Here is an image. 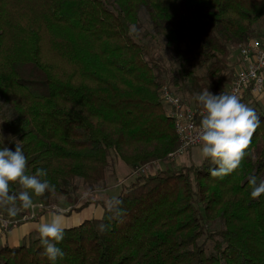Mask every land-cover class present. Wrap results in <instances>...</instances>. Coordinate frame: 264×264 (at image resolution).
I'll return each mask as SVG.
<instances>
[{
  "label": "trees",
  "instance_id": "trees-1",
  "mask_svg": "<svg viewBox=\"0 0 264 264\" xmlns=\"http://www.w3.org/2000/svg\"><path fill=\"white\" fill-rule=\"evenodd\" d=\"M254 39H264V0H0V148L20 141L27 173L46 171V209L59 197L69 214L103 209L65 229L56 264H264V194L251 198L248 184L264 179L260 106L248 105L260 124L231 174L211 177L215 165L199 158L76 208L83 188L106 181L112 156L130 169L169 162L180 142L163 87L202 111L194 96L227 93L234 54ZM43 251L39 237L5 244L0 264H52Z\"/></svg>",
  "mask_w": 264,
  "mask_h": 264
},
{
  "label": "clouds",
  "instance_id": "clouds-1",
  "mask_svg": "<svg viewBox=\"0 0 264 264\" xmlns=\"http://www.w3.org/2000/svg\"><path fill=\"white\" fill-rule=\"evenodd\" d=\"M135 26L130 27V34L135 32ZM203 109L202 119L198 128L199 154L203 160L215 165L209 168L211 177L223 178L241 166L246 156L252 137L259 127L260 120L255 110L241 102L235 94L221 92L212 94L208 89L194 96ZM27 157L16 141L15 150L4 146L0 148V205L6 206L9 216H16L21 209L29 210L40 207L33 201L35 196L45 192H54L55 186L47 179L46 171L37 169L35 174L27 173ZM18 183L21 190L18 193L10 191V184ZM251 198H259L264 194V179L256 176L248 178ZM87 197L88 193L84 194ZM117 202H111L116 207ZM117 212V215H120ZM50 220L37 225L38 237L46 256L52 264L64 253L56 245L63 241L65 233L63 209L56 208L50 213ZM108 226L101 223L98 230L104 233Z\"/></svg>",
  "mask_w": 264,
  "mask_h": 264
},
{
  "label": "built area",
  "instance_id": "built-area-1",
  "mask_svg": "<svg viewBox=\"0 0 264 264\" xmlns=\"http://www.w3.org/2000/svg\"><path fill=\"white\" fill-rule=\"evenodd\" d=\"M239 54L241 57L240 70L229 85L227 93L237 95L242 101L248 91L254 97L264 93V39L251 40L248 45L240 48ZM160 98L167 108L169 116L174 121L176 135L180 142L179 148L171 153L169 157L172 160H180L190 150L200 147L197 137L200 119L202 118L201 111L187 106L182 98L168 86L163 87ZM158 166L156 163L146 164L141 168H137L136 175H151L147 173L154 170V167L158 168ZM36 209L46 210L42 205ZM36 209H31L32 215L30 217L19 216L16 219L5 217L0 213V236L6 235L11 228L20 223L33 220L36 216Z\"/></svg>",
  "mask_w": 264,
  "mask_h": 264
},
{
  "label": "rangeland",
  "instance_id": "rangeland-1",
  "mask_svg": "<svg viewBox=\"0 0 264 264\" xmlns=\"http://www.w3.org/2000/svg\"><path fill=\"white\" fill-rule=\"evenodd\" d=\"M158 51L160 52V54L164 55L165 57H168V52L163 48V46H158ZM235 56L240 58L239 57L240 56L239 51L235 52L234 57ZM239 70H240V67L238 66L236 69V73H238ZM262 95H264V93ZM259 96H261V95H259ZM256 97H258V96H256ZM187 99H189V98L188 97L182 98L183 102L187 106L194 107L192 99L191 100H187ZM247 105H256V106H260L261 109H264V102H262V103L257 102L253 96L248 101ZM199 158H201L200 154H199V148L192 149L189 151V153L185 157H183L180 160H172L169 157V162H167V163L157 162V161L153 162V163L158 164L159 166H158V168L154 167V170H152L151 172H149L147 174H153V173L155 174L159 170L163 171L168 167L178 169L181 166H183L184 164H187L191 161H196ZM144 165H146V164H144ZM144 165H137L133 169H130L122 160H120L119 158H117L115 156H112V162H111L110 168L108 169L106 181L103 184H101V186L99 187V190L95 193L88 192L85 188H83V191L80 193V195H77V197H78L77 202L78 203L76 205L80 207L81 206L80 204L83 205V204H86V202L91 203V202L97 201V200L108 201L110 198L117 197L120 193H122L124 190H126V188L130 185L131 182H133L135 179L143 176V175H136V170H137V168H141ZM153 166H155V165H153ZM20 190H21V188H20ZM85 193H88L87 197H85V195H84ZM38 200H39L38 196H35L33 194L34 203H37L38 205H40V202ZM57 200H56L57 202L54 203L56 206H52L49 209H46L47 212L45 213L43 219L40 220V223H43V222L50 220V218H51L50 213L52 211H54L56 208H60L63 210H65V209L69 210L70 209V204L68 203L67 199H65L63 197H59ZM30 210L31 209H29V210L21 209L18 212V214L16 216H14L13 218L16 219L20 215L30 217L32 215ZM0 211H1L2 215H4L5 217H12V216H9L7 214L6 206H3L0 209ZM35 212H38V210ZM21 213H23V214H21ZM63 214L65 217V220H64L65 229H69V228H73L76 226H80L81 224H83L87 220L100 219L103 216V209L101 207H98L97 209L86 207V208H84L78 212L74 211L71 214H66V213H63ZM69 220L72 222V224H69ZM18 229L19 228L17 227L16 230H18ZM10 235H11V233H9V236ZM24 235L25 234H23V236ZM37 237H38L37 232L28 233V235L26 237H23L21 239L20 246L25 245V244H29L32 240H34ZM6 242H7L6 238L0 239V246H2Z\"/></svg>",
  "mask_w": 264,
  "mask_h": 264
},
{
  "label": "crops",
  "instance_id": "crops-1",
  "mask_svg": "<svg viewBox=\"0 0 264 264\" xmlns=\"http://www.w3.org/2000/svg\"><path fill=\"white\" fill-rule=\"evenodd\" d=\"M254 98L256 99L257 102H260V103L264 102V95L254 97ZM80 205H81L80 207L77 206L76 208H81L84 204L83 205L80 204ZM98 207H100V206H96V205L92 204L88 208H96L97 209ZM37 210H38V212H35L36 216H37V217L35 216V219L29 220V221L24 222V223H20V224L16 225L15 227L11 228L10 231L6 235L0 236V239L6 238V240H7V242L4 243L3 245L7 244L10 247L20 246V242H21V239L23 237H26L28 235V233L37 232V225L40 224V220L43 219L45 213L47 212L46 210H44L46 212H44L43 210L40 211V209H36V211ZM71 210H72V206H70L69 210L68 209L63 210V213L69 214V212ZM76 212H78V211H76ZM0 213H1V211H0ZM21 214H23V213H21ZM20 216L22 217L23 215H20ZM69 224H72V222L70 220H69ZM17 227L19 228L18 230H16ZM9 233H11L10 236H9ZM23 234H25V235L23 236Z\"/></svg>",
  "mask_w": 264,
  "mask_h": 264
}]
</instances>
